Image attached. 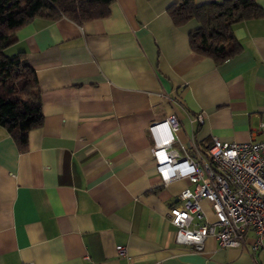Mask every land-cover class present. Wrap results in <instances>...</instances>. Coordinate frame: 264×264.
Masks as SVG:
<instances>
[{"label":"crops","instance_id":"1","mask_svg":"<svg viewBox=\"0 0 264 264\" xmlns=\"http://www.w3.org/2000/svg\"><path fill=\"white\" fill-rule=\"evenodd\" d=\"M175 1L113 0L102 19L38 17L15 31L43 124L25 149L0 126V264H264L250 239L209 237L200 252L175 242L169 208L194 185L161 182L148 130L175 115L172 149L194 161L213 137L264 139V16L234 26L242 52L217 65L190 49L195 21L172 23Z\"/></svg>","mask_w":264,"mask_h":264},{"label":"built area","instance_id":"2","mask_svg":"<svg viewBox=\"0 0 264 264\" xmlns=\"http://www.w3.org/2000/svg\"><path fill=\"white\" fill-rule=\"evenodd\" d=\"M195 120L202 123L203 116L197 115ZM178 129L175 115L148 128L161 182L165 185L186 178L194 185L181 190L178 202L169 208L175 242L200 252L209 237L220 248H241L250 239L252 253L264 252V139L226 142L213 137L207 159L194 161L178 158L172 149ZM116 251L119 256L126 254L121 245Z\"/></svg>","mask_w":264,"mask_h":264},{"label":"trees","instance_id":"3","mask_svg":"<svg viewBox=\"0 0 264 264\" xmlns=\"http://www.w3.org/2000/svg\"><path fill=\"white\" fill-rule=\"evenodd\" d=\"M113 0H0V126L20 149L27 147L28 132L43 124L36 73L25 52H5L16 43L15 31L34 18L49 21L61 17L82 24L108 16ZM176 27L195 21L189 31L190 49L222 65L241 52L234 26L261 18L264 10L256 0H223L197 4L177 0L167 8Z\"/></svg>","mask_w":264,"mask_h":264},{"label":"rangeland","instance_id":"4","mask_svg":"<svg viewBox=\"0 0 264 264\" xmlns=\"http://www.w3.org/2000/svg\"><path fill=\"white\" fill-rule=\"evenodd\" d=\"M5 52H6L7 54H11V53H12V49H10V48H9V49H6Z\"/></svg>","mask_w":264,"mask_h":264}]
</instances>
